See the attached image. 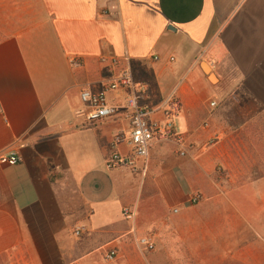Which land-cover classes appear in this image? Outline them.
Returning a JSON list of instances; mask_svg holds the SVG:
<instances>
[{
    "label": "crops",
    "instance_id": "0c3cea01",
    "mask_svg": "<svg viewBox=\"0 0 264 264\" xmlns=\"http://www.w3.org/2000/svg\"><path fill=\"white\" fill-rule=\"evenodd\" d=\"M111 56L128 58L135 81L149 86L141 105L159 107L178 91L187 155L157 142L145 170L106 167L113 149L131 153L124 138L113 147L130 132L129 89L109 92L120 108L110 118L87 123L79 112L84 88L114 79L102 61ZM12 153L17 164L0 162V264H83L182 219L205 252L256 249L264 0H0V156Z\"/></svg>",
    "mask_w": 264,
    "mask_h": 264
},
{
    "label": "built area",
    "instance_id": "2783aa9c",
    "mask_svg": "<svg viewBox=\"0 0 264 264\" xmlns=\"http://www.w3.org/2000/svg\"><path fill=\"white\" fill-rule=\"evenodd\" d=\"M102 61L108 65L109 70L116 71V75L111 82L105 84L98 91L89 88H84L81 91L80 95L85 108L79 113L86 118L87 123L114 116L120 108L109 101L108 94L119 88H128L129 92L124 108L131 126L128 135L117 134L113 143L114 147L124 138L131 147V153L124 154L113 149L106 157V167L108 169L129 168L131 171L137 172L142 162L143 170H145L150 149L157 142L172 143L179 155H187L192 146L189 137L186 133L179 132L175 125V117L182 110V100L178 91L174 90L159 107L151 108L148 105H141V98L150 93L149 86L135 81L132 68L128 63L129 59L111 56L104 57ZM70 63L74 67L82 65L81 59L77 57H72ZM211 105H216V102H212ZM158 113L161 114L160 117H156ZM20 160L17 153L0 156V162L11 165L17 164ZM201 199V194H194L190 202L196 204ZM174 212H178V209H175ZM123 214L127 220H132L136 216V212L132 208H125ZM85 228L84 225L77 226L74 229V234L81 236ZM138 243L149 250L154 248V243L148 236L139 238ZM116 253L117 249H111L107 252L106 257L113 260Z\"/></svg>",
    "mask_w": 264,
    "mask_h": 264
},
{
    "label": "rangeland",
    "instance_id": "374dc122",
    "mask_svg": "<svg viewBox=\"0 0 264 264\" xmlns=\"http://www.w3.org/2000/svg\"><path fill=\"white\" fill-rule=\"evenodd\" d=\"M178 131L181 127L179 115L175 117ZM202 200V199H201ZM195 216V213L191 214ZM187 221H169L161 233L156 235L153 229L146 233L128 236L121 249H117L116 256L109 260L107 253H97L90 256L83 264H264V241L259 239L252 251H242L237 256L217 251L205 252L202 250L201 236H193L190 229L186 228ZM201 231V227L196 230ZM195 233H197L195 231ZM144 236L151 238L154 248L149 250L138 243V239ZM197 240L193 244L192 241ZM109 251V250H108ZM5 264V262H4ZM7 264H10L8 262Z\"/></svg>",
    "mask_w": 264,
    "mask_h": 264
}]
</instances>
